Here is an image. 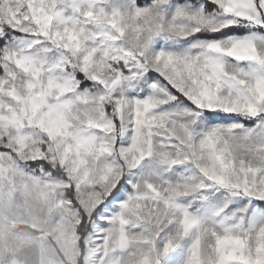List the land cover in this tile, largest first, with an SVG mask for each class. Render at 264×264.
<instances>
[{"label": "snow or ice", "instance_id": "snow-or-ice-1", "mask_svg": "<svg viewBox=\"0 0 264 264\" xmlns=\"http://www.w3.org/2000/svg\"><path fill=\"white\" fill-rule=\"evenodd\" d=\"M0 264H264V0H0Z\"/></svg>", "mask_w": 264, "mask_h": 264}]
</instances>
